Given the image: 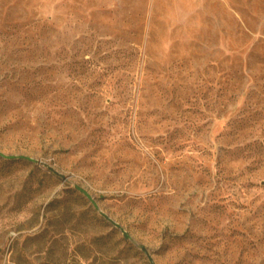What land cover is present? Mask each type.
<instances>
[{
  "label": "rangeland",
  "instance_id": "374dc122",
  "mask_svg": "<svg viewBox=\"0 0 264 264\" xmlns=\"http://www.w3.org/2000/svg\"><path fill=\"white\" fill-rule=\"evenodd\" d=\"M0 264H264V0H0Z\"/></svg>",
  "mask_w": 264,
  "mask_h": 264
}]
</instances>
